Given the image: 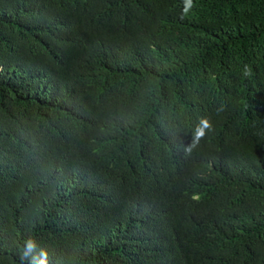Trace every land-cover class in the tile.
Segmentation results:
<instances>
[{
  "label": "trees",
  "instance_id": "trees-1",
  "mask_svg": "<svg viewBox=\"0 0 264 264\" xmlns=\"http://www.w3.org/2000/svg\"><path fill=\"white\" fill-rule=\"evenodd\" d=\"M191 3L0 0V264H264V0Z\"/></svg>",
  "mask_w": 264,
  "mask_h": 264
},
{
  "label": "clouds",
  "instance_id": "clouds-1",
  "mask_svg": "<svg viewBox=\"0 0 264 264\" xmlns=\"http://www.w3.org/2000/svg\"><path fill=\"white\" fill-rule=\"evenodd\" d=\"M185 4H186V6L183 9V14H187L189 8L192 7L191 0H185ZM245 69H246V71L244 72V76H246V77L250 76L251 75V68H249L248 66H245ZM206 129L208 131H211L212 126L206 118H201L199 125L197 127L195 138H194L192 145H191L192 147H194L199 142V140L205 136V130ZM193 199H199V197L193 196ZM35 246L36 245H35L34 240H32L31 238L26 240L25 241V248L27 251L24 253V255H27L28 252L32 251L35 248ZM33 259L35 260L36 264H48L47 254L43 250H41V255L38 259L36 257H33Z\"/></svg>",
  "mask_w": 264,
  "mask_h": 264
}]
</instances>
